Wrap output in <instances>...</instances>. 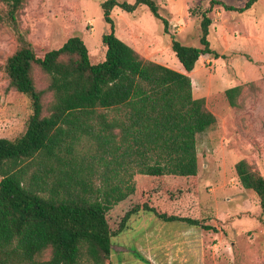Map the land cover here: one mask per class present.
<instances>
[{
	"label": "trees",
	"instance_id": "obj_1",
	"mask_svg": "<svg viewBox=\"0 0 264 264\" xmlns=\"http://www.w3.org/2000/svg\"><path fill=\"white\" fill-rule=\"evenodd\" d=\"M257 1L239 9L213 1L202 13V48L171 36L186 73L145 59L116 35L113 10L133 14L141 6L170 35L154 0L102 3L110 31L103 35L105 59L97 64L80 35L39 57L19 33L20 48L0 70L13 90L31 100L32 114L22 136L0 138V264H107L112 238L141 212L213 229L199 216L197 136L217 118L205 98H194L188 74L202 56L219 58L209 40L213 6L244 13ZM2 2L6 19L17 26L24 0ZM35 69L47 76V90L37 88ZM46 91L53 95L48 115ZM242 91L243 85L226 90L231 107H239ZM85 140L96 142L101 159L110 157L105 166L113 178L111 191L96 188L93 160L79 154ZM236 172L242 186L258 196L264 214V177L246 160L236 164ZM48 251L50 258L43 260Z\"/></svg>",
	"mask_w": 264,
	"mask_h": 264
},
{
	"label": "rangeland",
	"instance_id": "obj_2",
	"mask_svg": "<svg viewBox=\"0 0 264 264\" xmlns=\"http://www.w3.org/2000/svg\"><path fill=\"white\" fill-rule=\"evenodd\" d=\"M107 0H24L17 15V26L6 19L8 7L0 0V69L20 48L19 33L43 57L80 35L93 64L104 61L107 48L103 35L110 26L104 20L102 3ZM133 4L135 0H117ZM160 14L169 21L170 35L146 6L129 14L115 8L112 17L116 35L147 60L186 73L172 51V38L186 46L200 47L202 13L213 1L243 8L249 0H154ZM209 40L218 54L204 55L193 72L194 98H205L217 123L197 136L202 226L185 222H165L156 215L141 212L127 228L112 238L107 264H264V214L258 196L246 190L237 175L236 164L246 160L264 177V0L241 13L215 4ZM17 27V28H16ZM39 90L48 87L47 76L35 69ZM243 85L233 108L226 90ZM53 100L46 91L45 115ZM32 114L31 100L9 86L0 70V138L16 139L27 130ZM81 156L93 162L95 186L102 193L111 191L105 155L101 159L96 142L85 140ZM94 158V159H93ZM111 178V179H110ZM1 179V178H0ZM100 194V196L102 195ZM51 252L42 257L48 260ZM140 256V258H139Z\"/></svg>",
	"mask_w": 264,
	"mask_h": 264
},
{
	"label": "crops",
	"instance_id": "obj_3",
	"mask_svg": "<svg viewBox=\"0 0 264 264\" xmlns=\"http://www.w3.org/2000/svg\"><path fill=\"white\" fill-rule=\"evenodd\" d=\"M201 59V58H200ZM158 63V62H157ZM161 64V63H160ZM163 65V64H162Z\"/></svg>",
	"mask_w": 264,
	"mask_h": 264
}]
</instances>
